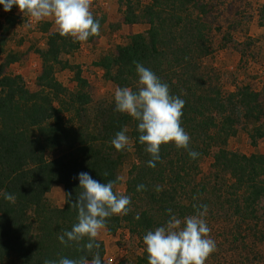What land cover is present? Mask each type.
<instances>
[{"label": "trees", "instance_id": "1", "mask_svg": "<svg viewBox=\"0 0 264 264\" xmlns=\"http://www.w3.org/2000/svg\"><path fill=\"white\" fill-rule=\"evenodd\" d=\"M202 1L151 0L142 4L141 0H118L122 24L143 23L147 29L129 36L127 44L117 46L114 54L104 56L95 65L116 88L135 89L138 77L133 61L142 63L169 85L170 94L186 101L182 127L191 137L190 148L201 157L211 145H219L213 155V168L233 179L230 190L221 185L219 193L233 191L229 195L234 199L228 203L241 222L250 221L257 219L258 206L264 208V154L243 155L227 151L224 146L242 120L253 125L248 135L255 146L264 136V125H258L264 113L257 92L244 85L225 94L211 73L203 69L201 60L211 49L199 16L207 15L208 3ZM17 8L5 12L0 5L5 25H0V56L5 32L18 20L14 14ZM195 10L199 14H194ZM258 13L259 25H264V0ZM95 19L102 26V19ZM49 28V24L41 27L45 49L36 52L41 61L35 78L37 91H29L21 76L5 74V68L16 61L15 55L0 62V264H43L45 259H73L83 254L77 244L65 246L58 239L77 222L78 211L71 207L66 194L71 193L74 201L82 191L77 178L81 172L102 183L117 180L130 148L117 151L110 141L124 128L136 160L128 170L124 192L131 197V211L109 218L107 233L114 234L125 225L132 234L144 236L166 224L170 218L167 209L184 218L195 214L194 204L209 202L201 197L202 191L193 193L191 182H185L179 171L173 180L167 178V184V171L192 159L174 143L161 146V161L155 168L147 166L151 157L139 142L138 121L115 111L114 99L92 102L80 69L62 59L78 50L80 42L61 37ZM57 67L73 71L75 91H68L56 79ZM118 184L119 180L115 188ZM140 184L147 190L138 192ZM157 185L163 190L157 192ZM55 186L63 189L62 207H51L45 200ZM5 192L16 197L15 203L4 199ZM135 202L145 203L144 207L136 208ZM98 242L102 259L104 246ZM88 258L91 260L92 255ZM102 264L108 263L102 259ZM130 264H148L146 250Z\"/></svg>", "mask_w": 264, "mask_h": 264}, {"label": "rangeland", "instance_id": "2", "mask_svg": "<svg viewBox=\"0 0 264 264\" xmlns=\"http://www.w3.org/2000/svg\"><path fill=\"white\" fill-rule=\"evenodd\" d=\"M150 1L141 0L142 4ZM206 2L207 15L199 16L205 24V40L211 51L201 60L203 69L211 73L225 94L233 93L244 85L257 92L264 113V25H259L258 17L263 0L202 1L204 4ZM91 11L94 18L102 19L100 35L90 42H80L78 50L62 56V59L80 69L82 78L87 81V92L92 102H109L114 99L116 87L105 79L102 69L95 63L104 56L114 54L117 46L127 44L129 36L144 33L147 26L143 23L122 24L118 0H93ZM191 11L192 8L189 9ZM14 14L18 20L5 32L6 43L0 62L6 56L15 55L16 61L5 68V74L21 76L28 90L35 92L38 90L35 78L41 68L36 52L45 49V35L41 32V27L49 24L50 31H57V28L52 18L36 22L27 14H22L18 8ZM194 14L199 13L195 10ZM0 25L5 27L1 9ZM55 75L68 91H75L72 70L57 67ZM258 125H264V118L260 119ZM252 126L242 120L236 126V134L227 139L224 148L243 155L264 154V136L257 139L255 146L250 143L248 134ZM218 146L211 145L206 154L197 160L177 164L172 171H167L165 180L168 184L167 178L173 180L174 173L179 171L185 182H191L193 193L199 194L202 191L201 197L209 200L206 220L211 229L210 236L217 247L206 264H264V208L262 205L258 206L257 219L241 222L231 203H228L234 199V195H229L233 191L219 193L221 185L230 190L233 179L221 169L213 168V155ZM129 148L118 171L121 179L115 188L116 192L122 194L125 192L128 170L136 161L131 143ZM45 200L51 207H62V187H53L45 195ZM134 204L136 208H143L145 203ZM144 236L132 234L125 225L114 234L102 229L97 240L104 246L103 261L108 264L133 263L146 250Z\"/></svg>", "mask_w": 264, "mask_h": 264}, {"label": "clouds", "instance_id": "3", "mask_svg": "<svg viewBox=\"0 0 264 264\" xmlns=\"http://www.w3.org/2000/svg\"><path fill=\"white\" fill-rule=\"evenodd\" d=\"M92 3L93 0H0L5 12L16 6L22 14H27L36 22L52 18L61 37L79 42L100 35L101 25L91 11ZM133 63L138 77L136 87L115 89V111L138 121L139 142L146 146L145 152L151 157L147 166L156 167V162L161 161V146L169 143H174L177 149L186 150L190 158H198L200 153L190 148L191 137L182 127V110L186 101L170 94L169 85L150 68L136 61ZM110 143L117 151L129 148L127 128L116 132ZM103 175L107 176L108 172ZM77 178L82 191L74 201L71 193L66 194L71 207L78 211L77 222L70 231L59 234L58 239L65 246L77 244L83 254L73 259H45L43 264H102L97 237L106 228L109 218L127 215L131 211V197L114 191L120 177L116 181L102 183L89 173L81 172ZM136 190L147 189L140 184ZM155 190L160 192L163 188L157 185ZM2 195L5 200L15 203L13 194L5 192ZM193 207L195 214L182 219L172 214L171 208L167 209L170 218L166 224L146 233L143 243L148 264H206L217 247L206 220L209 209L206 204H194ZM85 238L87 241L82 243ZM89 254L92 255L91 260Z\"/></svg>", "mask_w": 264, "mask_h": 264}]
</instances>
